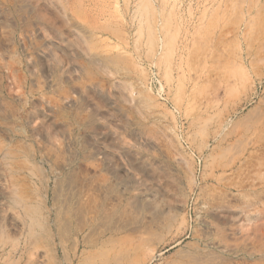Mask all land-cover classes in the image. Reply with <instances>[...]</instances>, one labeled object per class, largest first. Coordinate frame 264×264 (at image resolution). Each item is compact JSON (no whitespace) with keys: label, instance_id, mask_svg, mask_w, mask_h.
Segmentation results:
<instances>
[{"label":"rangeland","instance_id":"374dc122","mask_svg":"<svg viewBox=\"0 0 264 264\" xmlns=\"http://www.w3.org/2000/svg\"><path fill=\"white\" fill-rule=\"evenodd\" d=\"M0 264H264V0H0Z\"/></svg>","mask_w":264,"mask_h":264},{"label":"bare ground","instance_id":"6f19581e","mask_svg":"<svg viewBox=\"0 0 264 264\" xmlns=\"http://www.w3.org/2000/svg\"><path fill=\"white\" fill-rule=\"evenodd\" d=\"M24 17V16H23Z\"/></svg>","mask_w":264,"mask_h":264}]
</instances>
